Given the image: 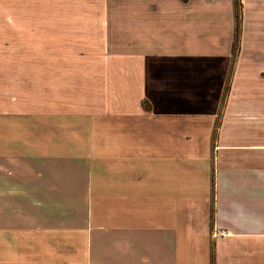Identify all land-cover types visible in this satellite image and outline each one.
Listing matches in <instances>:
<instances>
[{
  "label": "crops",
  "instance_id": "crops-1",
  "mask_svg": "<svg viewBox=\"0 0 264 264\" xmlns=\"http://www.w3.org/2000/svg\"><path fill=\"white\" fill-rule=\"evenodd\" d=\"M2 3L0 264H264V0Z\"/></svg>",
  "mask_w": 264,
  "mask_h": 264
},
{
  "label": "rangeland",
  "instance_id": "rangeland-1",
  "mask_svg": "<svg viewBox=\"0 0 264 264\" xmlns=\"http://www.w3.org/2000/svg\"><path fill=\"white\" fill-rule=\"evenodd\" d=\"M2 1L3 0H0V10H3L4 9L3 6H2L3 5ZM43 1L48 2V5L47 6H44L43 10H51V0H43ZM65 1L74 2L76 0H65ZM80 5L84 6L83 4H80Z\"/></svg>",
  "mask_w": 264,
  "mask_h": 264
},
{
  "label": "built area",
  "instance_id": "built-area-1",
  "mask_svg": "<svg viewBox=\"0 0 264 264\" xmlns=\"http://www.w3.org/2000/svg\"><path fill=\"white\" fill-rule=\"evenodd\" d=\"M226 234V230L225 229H212L210 235L213 237V236H216V235H224Z\"/></svg>",
  "mask_w": 264,
  "mask_h": 264
}]
</instances>
